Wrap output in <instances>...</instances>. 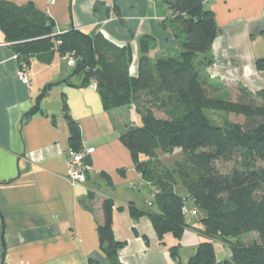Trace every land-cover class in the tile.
I'll use <instances>...</instances> for the list:
<instances>
[{"label": "crops", "instance_id": "1", "mask_svg": "<svg viewBox=\"0 0 264 264\" xmlns=\"http://www.w3.org/2000/svg\"><path fill=\"white\" fill-rule=\"evenodd\" d=\"M2 1L45 14L55 33L101 35L128 48L133 77L146 42L153 60L179 53L163 0ZM204 7L214 13L218 28L209 54L212 64L205 70L209 80L264 90V0H206ZM6 44L0 32V264H186L205 241L200 217L187 215L188 228L179 240L156 236L149 217L156 206H148L155 187L121 140L127 128L141 125L136 106L106 109L91 83L84 85L72 74V53L33 57L24 83ZM67 115L79 128L81 148L94 149L93 171L86 184L75 187L65 178L71 148ZM167 157L156 152L159 164L172 169L182 154L179 160ZM106 199L113 202L114 239L122 243L114 263L101 251L97 232ZM186 210H192L191 201ZM215 254L220 264L230 261V252L223 261Z\"/></svg>", "mask_w": 264, "mask_h": 264}, {"label": "trees", "instance_id": "2", "mask_svg": "<svg viewBox=\"0 0 264 264\" xmlns=\"http://www.w3.org/2000/svg\"><path fill=\"white\" fill-rule=\"evenodd\" d=\"M163 1L179 53L153 60L146 42L134 77L129 74L128 48L75 30L56 35L53 22L32 8L0 0V32L16 55L19 69L35 56L72 53L76 63L72 74L84 85L96 83L106 109L136 106L141 125L127 128L121 140L158 191L152 201L156 211L149 214L156 236L162 240L170 234L179 240L188 228L186 211L200 217L199 233L205 241L186 264H220L213 246L216 240L230 250V261L225 264H264V90L252 92L207 77L218 28L214 13L204 7L206 0ZM63 110L67 111L65 102ZM207 112L243 121L225 119L216 124ZM66 119L71 148L81 150L79 128L68 115ZM175 150L182 158L172 169L158 164L157 151L170 155ZM141 155L148 160L139 161ZM220 164L232 166L222 170ZM188 201L192 210H186ZM112 206V200H103L97 232L101 251L114 263L122 243L113 236ZM253 234L256 238L251 242L242 241Z\"/></svg>", "mask_w": 264, "mask_h": 264}, {"label": "built area", "instance_id": "3", "mask_svg": "<svg viewBox=\"0 0 264 264\" xmlns=\"http://www.w3.org/2000/svg\"><path fill=\"white\" fill-rule=\"evenodd\" d=\"M56 0H47V3L49 5L55 4ZM61 33H56V35H59ZM60 42L57 41L56 44H59ZM9 45V44H6ZM16 59V55L14 57ZM68 64L72 67L75 66V59L73 57V54L69 56ZM17 77L19 80H21L24 83H28V79L25 73V67L19 70ZM91 87L96 90V83L91 82ZM94 149L93 148H81V150H74L72 148H69L66 151L67 156V168L65 173V178L70 186H81L86 184L88 176L92 173L93 168L90 163V156L93 154ZM158 194V191L154 190L151 194V198L154 199V197ZM152 202L148 203V206H151ZM186 214L190 215H196L194 211H186Z\"/></svg>", "mask_w": 264, "mask_h": 264}, {"label": "rangeland", "instance_id": "4", "mask_svg": "<svg viewBox=\"0 0 264 264\" xmlns=\"http://www.w3.org/2000/svg\"><path fill=\"white\" fill-rule=\"evenodd\" d=\"M227 86H231V85H227ZM209 118L211 119L212 122L216 123V124H221L225 119H228L230 121H233V122H242L243 119L240 118V117H235L233 115H228V116H225L223 114H216V113H212V112H207ZM180 152V151H179ZM162 156V155H161ZM163 157H167L166 155H163ZM181 157V154L179 153L178 156H175L174 155H170L169 157L167 158H171L172 160H179ZM159 164V162H158ZM160 165V164H159ZM232 165L231 164H220V168L222 170L224 169H230ZM256 235L253 234V235H247L245 237L242 238V241L244 243H248V242H251L255 237ZM223 244V243H222ZM220 241H214L213 243V246H214V250H216V253H217V257L219 260L223 261L224 260V257L228 258V254L230 252L229 248L226 246V245H222ZM222 251H223V254H226V256H222Z\"/></svg>", "mask_w": 264, "mask_h": 264}]
</instances>
